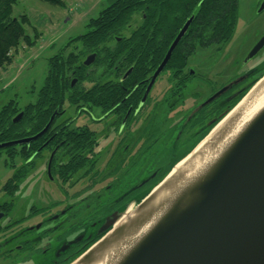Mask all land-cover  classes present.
I'll return each instance as SVG.
<instances>
[{"label":"flooded vegetation","instance_id":"obj_1","mask_svg":"<svg viewBox=\"0 0 264 264\" xmlns=\"http://www.w3.org/2000/svg\"><path fill=\"white\" fill-rule=\"evenodd\" d=\"M139 27L138 24L129 25L124 32L131 37L132 31ZM116 39L119 41L121 37ZM92 54L94 58H89ZM195 55L196 52L192 56ZM210 56L207 55V58ZM193 57L188 58L181 75L173 76L164 67L160 77L149 85L155 69L129 90V83L122 86L120 82L128 77L133 66H121L116 61L112 69H106L103 65L95 64V50L82 55L79 65L84 69L83 75L88 76L94 71V76L79 81V76L71 71L67 77L69 90L78 86L88 92L91 87H100L102 90L95 95L96 103L81 98L68 101L65 97L61 107L54 108L37 132H25L22 138L6 140L21 141L8 145L14 147L12 153L0 150V155L5 153L6 158L11 160L10 167L15 170L2 186V191L9 198L0 202V264H69L76 260L96 243L100 236L96 235L104 218L128 208L130 203H139L143 193L154 186L157 177L162 173L168 174L213 129L219 117L232 108L230 104L257 73L255 68L243 69L214 88V83L210 82L203 68L198 71L191 66L190 59ZM87 58L91 60L85 64ZM240 77L243 79L220 96L201 105L216 91ZM241 85H244L243 90L239 91ZM106 86L112 89L119 87L122 92L107 100ZM140 86L142 93L136 103L131 93ZM30 103L36 104L37 97L20 107L25 108ZM93 132L95 134L90 136ZM76 133L87 139L83 145L73 141L71 135L75 137ZM185 140H188L186 143L191 141V144L182 147ZM146 154L157 159L171 155L178 157L166 166L157 165L148 176L144 175V179L115 190L110 182L120 175L117 173L120 167L133 166L146 158ZM21 167L27 169L19 174L18 181H14ZM64 169L68 171L66 176L61 175ZM30 177L33 179L29 182ZM35 183L43 187L46 198L63 197L64 193L66 197L56 199L46 209H38L34 204L27 213L13 216L11 212L15 201L24 192L20 186L30 190V197L36 193L31 188ZM99 183L103 186L99 187ZM104 188L115 192L99 204V209L91 207L90 193L97 192L99 195ZM85 189L87 191L82 192ZM76 196L79 197L76 199ZM85 208L96 211L83 212Z\"/></svg>","mask_w":264,"mask_h":264},{"label":"water","instance_id":"obj_2","mask_svg":"<svg viewBox=\"0 0 264 264\" xmlns=\"http://www.w3.org/2000/svg\"><path fill=\"white\" fill-rule=\"evenodd\" d=\"M263 9L264 0L257 12ZM191 20L188 18L180 28L153 72L149 85L166 66L172 50L186 32ZM263 47L264 32L243 58V64L249 62ZM90 57L94 58V54ZM89 58L85 60V64L91 60ZM243 77L222 87L201 105L220 96ZM262 78L264 75L255 84ZM21 115L19 112L12 121L16 122ZM236 119L237 115L229 116L200 149L214 150L217 143L233 129ZM213 129L185 157L192 154ZM19 142L21 141L0 143V148ZM171 171L134 206L127 220L121 221L127 209L118 210L104 218L100 232L96 235H101L98 241L70 264H99L109 249L117 247L123 238L138 235L153 219L152 215L161 209L157 203L151 205L157 197V187L167 178H177L176 173ZM211 171L203 181L186 188L185 192L194 193L196 187L198 194L184 210L176 212L174 209L170 210L173 205L167 207L161 221L153 222L145 233L143 231L138 241L117 264H264V108L248 120L232 142L225 146Z\"/></svg>","mask_w":264,"mask_h":264},{"label":"trees","instance_id":"obj_3","mask_svg":"<svg viewBox=\"0 0 264 264\" xmlns=\"http://www.w3.org/2000/svg\"><path fill=\"white\" fill-rule=\"evenodd\" d=\"M16 1L0 0V68L12 62L13 53L20 45H32L38 38L34 27L33 35L27 32L25 25L29 26L30 23L26 14H13ZM45 1L63 5L61 0ZM237 4L238 0H112L107 7L99 11L97 16L88 20L87 30L84 33L78 34L64 45V48L71 45L72 49L67 53L59 51L48 58L44 82L37 90L36 104L30 103L25 108H21L18 107L16 100H10L0 107V142L22 138L26 133L37 132L54 108L61 107L65 97L68 101L81 98L93 100L96 103L95 95L102 88L94 86L85 92L77 86L70 91L69 79H67L71 71L79 76V81L94 76V71L84 76V69L79 65L82 55L89 50L97 52L95 64L103 65L106 69H112L116 61L121 66H133L128 77L120 82L122 86L129 83V90H132L134 83L144 80L156 69L180 28L188 18H191L186 32L172 50L164 69L171 71L173 76L181 75L187 66L188 58L196 52L198 47L220 46L231 40L238 18ZM136 18L140 27L132 31L131 37H127L124 30L131 26ZM116 37H121V40L117 41ZM262 74V69H259L251 78L252 80L246 83L241 95L234 99L229 107H233L234 102L241 98ZM104 88L107 100H112L122 92L119 87ZM139 89L141 86L136 87L131 93L136 103L142 93ZM19 111L23 112L22 118L13 122L12 119ZM94 134L93 132L90 136ZM71 136L76 144L83 145L87 141L78 133L75 137ZM36 145L33 144V146ZM13 148L6 146L0 150L12 153ZM26 169L21 167L14 176V181H18L19 174ZM67 172L64 169L61 175L66 176ZM164 174H160L155 181Z\"/></svg>","mask_w":264,"mask_h":264},{"label":"rangeland","instance_id":"obj_4","mask_svg":"<svg viewBox=\"0 0 264 264\" xmlns=\"http://www.w3.org/2000/svg\"><path fill=\"white\" fill-rule=\"evenodd\" d=\"M61 1L63 5L52 4L45 0H17L14 4L13 14H26L30 25H25V28L30 35H33L34 30L32 29L34 27L38 33V38L35 39L32 45L25 46L23 44L19 46L16 52L13 53L12 62L0 68V107L10 100H16L18 107L25 105L28 101H34L37 97V90L44 82L48 58L59 51L67 53V51L72 49L71 45L64 48L67 41L78 36V34L84 33L87 30L88 20L97 16L100 10L112 2V0ZM261 1L238 0V18L231 40L220 46L198 47L196 55L194 57L191 56L193 57L190 59L191 64H193L191 66L197 68L198 71L203 68L210 82L214 83V88H218L225 81L232 79L233 76L241 73L243 69L247 71L255 68L257 72L262 69L264 73V47L248 63L244 64L245 66L243 65V58L264 32V9L259 13L257 12ZM138 22V18H136L132 21L131 26L137 25ZM210 54L212 56L207 58V55ZM162 76L163 74H161V80ZM160 79L158 78V80ZM243 86L241 85L238 90H243ZM241 98L234 102V106ZM186 141L188 140L181 144L182 147L186 146V144H191V141L187 143ZM177 157V155L174 157L171 155L157 159L150 154H146V158H142L137 163H134L133 166L120 167V171L117 172L120 175L116 177V180H112L110 184L115 190L118 187L125 188L141 178L144 179L151 170L157 168V165L166 166ZM8 159L5 153L0 155V202L7 201L9 198L2 191V186L15 171L10 167ZM151 175H154L153 171ZM32 179L30 177L29 182ZM35 185L36 183L33 186L31 185V188L36 193L30 197V190L23 185L20 186V190L23 189L24 192L21 194L22 197L17 198L15 201L16 203L11 212L13 216L19 215L21 212L27 213L29 207L34 204L38 209L42 210L44 207L46 209L49 205L52 206L56 199L61 200L66 197V193H64L63 197L51 199L47 196L46 198L44 197L43 187ZM102 186L101 183L99 187ZM85 191L87 190L85 189L82 192ZM114 192L113 190L107 191L105 188L99 195H97V192L96 194L91 192L90 196L88 195L92 203L91 207L99 209L101 206L99 204ZM78 197L76 196V199ZM85 201L86 203L88 202L87 199ZM59 204L61 205V203ZM132 205H136V203ZM53 208L56 209L55 206ZM86 210L92 211V213L96 211V209L94 211V209L85 208L83 212Z\"/></svg>","mask_w":264,"mask_h":264},{"label":"bare ground","instance_id":"obj_5","mask_svg":"<svg viewBox=\"0 0 264 264\" xmlns=\"http://www.w3.org/2000/svg\"><path fill=\"white\" fill-rule=\"evenodd\" d=\"M263 108L264 78L260 79L254 87L247 92L237 106L227 114V117L215 126L203 143L194 149L192 154L175 165L171 173H176L177 178L175 180L167 178L163 183H160L157 187V197L154 198L151 205L157 203L161 209L152 215L153 219L142 228L138 235L127 236L122 239L117 247L110 248L99 264H117V261L121 260L123 255L129 252L131 247L138 241L143 231L145 233L153 222L161 221L162 216L165 215L166 208L170 205H173L170 207L172 211L173 209L176 212L184 210V208L188 206V203L194 200L195 195L198 194V188H194V193L185 192L186 188L190 186L193 187L211 174L216 158L223 153L225 146L232 142L234 137L243 129L246 122L252 119L253 116ZM233 115H237L238 119L235 120L233 129L224 136L225 138L217 143L214 150L213 148L212 150L209 148L201 150L200 147H202L205 142L208 143V140H210L213 134L221 128L224 121L229 118V116ZM173 201H175L174 204ZM132 209L133 207L129 206L128 211L121 217V221H125L129 218V213Z\"/></svg>","mask_w":264,"mask_h":264}]
</instances>
